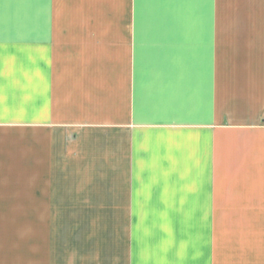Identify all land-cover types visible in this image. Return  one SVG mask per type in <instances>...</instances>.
<instances>
[{
    "label": "crops",
    "instance_id": "obj_1",
    "mask_svg": "<svg viewBox=\"0 0 264 264\" xmlns=\"http://www.w3.org/2000/svg\"><path fill=\"white\" fill-rule=\"evenodd\" d=\"M0 264H264V0H0Z\"/></svg>",
    "mask_w": 264,
    "mask_h": 264
},
{
    "label": "rangeland",
    "instance_id": "obj_2",
    "mask_svg": "<svg viewBox=\"0 0 264 264\" xmlns=\"http://www.w3.org/2000/svg\"><path fill=\"white\" fill-rule=\"evenodd\" d=\"M47 218V212L45 211H35L34 212V219H37L39 221V226H34V240L36 238H39L44 234V231L46 232V226L44 227L43 224L46 223ZM34 248H36V244H34Z\"/></svg>",
    "mask_w": 264,
    "mask_h": 264
}]
</instances>
